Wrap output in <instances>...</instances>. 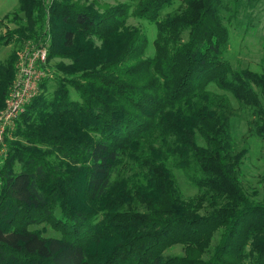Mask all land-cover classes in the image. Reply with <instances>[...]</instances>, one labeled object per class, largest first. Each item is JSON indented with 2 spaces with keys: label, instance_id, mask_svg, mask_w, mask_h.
Masks as SVG:
<instances>
[{
  "label": "trees",
  "instance_id": "1",
  "mask_svg": "<svg viewBox=\"0 0 264 264\" xmlns=\"http://www.w3.org/2000/svg\"><path fill=\"white\" fill-rule=\"evenodd\" d=\"M243 6L20 0L26 20H15L0 48L45 42L47 63L71 64L58 65L63 76L51 96L41 82L16 121L25 144L8 141L0 264H264V203L242 186L245 153L235 152L231 130L234 99L253 110L250 126L264 138V73L234 69L226 57L225 21ZM131 17L156 26L153 56ZM17 62L13 54L0 65V112ZM175 170L195 197L183 196ZM42 223L60 237L30 229ZM175 246L184 253L166 255Z\"/></svg>",
  "mask_w": 264,
  "mask_h": 264
},
{
  "label": "rangeland",
  "instance_id": "2",
  "mask_svg": "<svg viewBox=\"0 0 264 264\" xmlns=\"http://www.w3.org/2000/svg\"><path fill=\"white\" fill-rule=\"evenodd\" d=\"M82 4L98 2L100 5L115 6L120 3H132V0H72ZM48 4L52 0H46ZM20 0H0V37L5 36L17 28L15 20L21 18L26 20L25 13H19ZM177 3L173 8L168 9L171 12L177 9ZM230 32V47L226 54L227 59L234 69H250L255 72L264 73V0H245L236 19L230 22L225 21ZM128 24L140 29L145 33L150 41L148 55L155 53L153 42L156 38V26L147 20L131 17ZM187 36H185V40ZM43 42L39 46L32 40H19L9 44L4 43L0 48V65H7L13 54L20 56L23 53L33 51L43 47ZM44 44V45H43ZM44 47H48L47 45ZM17 62V65H18ZM60 63L70 65L71 61L63 59H53L44 67L46 75L43 80L47 81L45 92L51 96L57 88V78L63 76V72L58 68ZM41 81V82H42ZM41 92V90H40ZM73 100H78L74 90H71ZM233 106L237 110V117L231 120V130L235 152H244L245 156L240 167V180L246 194L254 201L264 203V138L255 134V129L251 128L250 122L254 119L253 110L250 108H239L238 103L232 99ZM264 104V99H262ZM16 128L8 130L4 135V145L0 150V168L5 164V160L10 152V141H19L25 144L19 136L15 135ZM202 143V141H201ZM19 166L16 167V169ZM178 184L186 199L195 197L198 189L188 182L186 177L178 170H175ZM31 230L40 231L44 237H60L51 225L42 223L30 227ZM217 234L212 242L211 252L218 242ZM184 248L175 246L166 252V255H182ZM211 253L205 256L209 258Z\"/></svg>",
  "mask_w": 264,
  "mask_h": 264
},
{
  "label": "built area",
  "instance_id": "3",
  "mask_svg": "<svg viewBox=\"0 0 264 264\" xmlns=\"http://www.w3.org/2000/svg\"><path fill=\"white\" fill-rule=\"evenodd\" d=\"M48 61L47 47H39L23 53L17 66L15 83L0 112V150L4 145V135L15 127L16 121L25 108L40 94V84L46 75L44 67Z\"/></svg>",
  "mask_w": 264,
  "mask_h": 264
}]
</instances>
